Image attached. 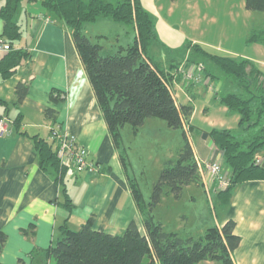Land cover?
I'll list each match as a JSON object with an SVG mask.
<instances>
[{
  "label": "crops",
  "instance_id": "1",
  "mask_svg": "<svg viewBox=\"0 0 264 264\" xmlns=\"http://www.w3.org/2000/svg\"><path fill=\"white\" fill-rule=\"evenodd\" d=\"M161 1L140 0L144 9L157 17L158 41L151 50L154 58V49L160 44L184 46L186 41L185 34L176 28L172 29L161 18L166 11ZM244 2H233L230 13L235 14L237 10V16L247 30L252 31L264 25V13L246 10ZM38 3L23 1L15 17L21 27V36L12 47L26 51L28 58L11 78L0 80V117L8 119L10 131L0 137V231L6 237L0 251V264H45L46 261L49 264L52 260L46 259L44 251L59 239L60 226L64 223L71 230H78L87 219L93 218L95 230L120 235L127 224L134 221L139 231L144 233L142 217L129 188V175L120 158V149L114 146L109 136L71 32L62 20L48 14ZM2 5L3 0H0V7ZM248 14L251 15L246 21ZM2 26L0 19V33ZM128 44L129 41H126L125 46H120L126 47ZM186 51L188 57L194 56L190 54L191 51ZM223 52L226 54V51ZM2 55L0 52V58ZM171 59L175 58L167 56L157 61L168 63ZM246 59L264 72L263 59L250 56H246ZM213 73L219 76L216 70ZM207 80V86L184 82L181 75L173 77L172 81L175 101L183 105L191 104L194 108L183 127L196 160L201 162L220 158L207 131L211 128L233 129L237 125V117L224 107L220 112L223 119L220 124L213 121L192 124L198 109L194 106L196 103L201 104L202 114L207 115L210 104L219 103L221 93L232 88L231 84L228 89H223L224 84L215 85L218 80L210 75ZM18 83L27 84L28 90L21 104L14 106L12 102ZM212 85L213 88L208 90ZM206 97V100L203 99ZM46 110H51L52 115H47ZM18 113L21 115V123L16 127L13 120ZM159 120L147 119L135 133L130 126L125 125L121 129V145L131 150L134 144L137 146L146 137L152 140L149 143L157 144L158 134L170 130L165 122ZM54 125L74 135L86 149L88 159L99 165L102 172L90 175L68 167L62 184L55 181L52 175L43 172L38 165L32 137L36 135L50 141L49 131ZM176 141L179 146L177 155L183 141L179 137ZM222 172L229 174V169L222 166ZM207 180L211 197L216 195L218 200L219 190L215 182L209 178ZM192 185L205 191L203 181L189 186ZM63 187L73 205L70 210L63 204ZM219 202L223 203L219 221L206 223L198 230L199 234L195 235H202L207 227L220 228L226 221L232 220L233 233L240 237L238 247L231 254L232 263L264 264V181L245 182L233 190L227 202ZM158 221L166 230L163 220ZM168 232L180 233L176 229ZM185 235L196 237L191 236V233ZM199 264L221 263L202 261Z\"/></svg>",
  "mask_w": 264,
  "mask_h": 264
},
{
  "label": "trees",
  "instance_id": "2",
  "mask_svg": "<svg viewBox=\"0 0 264 264\" xmlns=\"http://www.w3.org/2000/svg\"><path fill=\"white\" fill-rule=\"evenodd\" d=\"M23 1L39 2L48 14L62 20L70 30L109 136L120 149L126 170L125 152L121 150V129L125 125L135 133L147 119L157 118L170 129L181 130L183 136L176 159L164 162L148 202L144 201L135 180L128 177L132 198L142 217L143 234L134 221H130L120 235L95 230L93 218L87 219L78 230H71L64 223L60 226L59 239L44 251L46 259L50 258L53 264H199L202 261L233 264L231 254L238 247L240 237L233 233L232 220L220 228L208 227L196 238H182L164 230L162 223L154 219V209L161 203L166 189L177 200L185 187L200 184L201 176L183 127L194 108L191 104L175 101L172 84L173 77H182L181 69L189 63L186 61L184 65L176 59L161 63L154 58L151 50L158 38L152 16L140 0H3L0 35L11 50L0 58L2 81L11 78L28 58L26 51L12 47L21 36V27L15 17ZM244 7L248 11L264 13V0H245ZM100 18L126 25L128 32H132L131 44L104 53L102 46L92 43L84 29ZM246 41L264 44V25L252 30ZM187 47L194 54L191 63L200 69L203 80L209 75L221 79L204 64L207 60L217 65L223 72V79L232 85L231 90L221 93L218 99L227 112L237 117V125L233 129L211 128L207 131L220 153L222 166L229 169L228 186L217 193L220 200L227 202L237 186L248 181H264V72L246 58L211 54L198 44ZM27 90L25 83L16 85L14 106L21 104ZM52 97L56 99L53 94ZM46 114L52 115V111L46 110ZM20 123L18 113L13 124L18 127ZM32 140L40 169L62 184L64 172L71 166L59 162L53 141L36 135ZM256 156L262 158L260 163H256ZM62 195L64 206L70 210L73 205L64 187ZM5 239V234L0 231V251Z\"/></svg>",
  "mask_w": 264,
  "mask_h": 264
},
{
  "label": "rangeland",
  "instance_id": "3",
  "mask_svg": "<svg viewBox=\"0 0 264 264\" xmlns=\"http://www.w3.org/2000/svg\"><path fill=\"white\" fill-rule=\"evenodd\" d=\"M161 2L166 10L162 13L161 18L172 29L176 28L177 31L185 34L186 41L184 46L182 44L175 47L160 44L158 48L155 47L153 53L156 60L170 56L179 62L188 61L189 64L184 62L186 64L185 68L193 67L195 65L191 63L192 58L186 54L188 44H198L207 52L215 55L237 56L239 58L240 56L243 58L250 56L264 60V46L260 43H248L246 40L251 29L247 30L245 28L244 23L240 20L241 18L237 16V10L234 11L235 14L230 13L231 4L238 2V0H162ZM149 14L152 16L157 34V17L150 12ZM250 15H247L246 21ZM128 30L129 28L123 23L113 22L108 18H100L94 23L87 24L84 32L92 43L102 46L105 53L116 51L120 45L125 46L126 41L131 44L132 35ZM223 51H226V54ZM228 52H231V54ZM190 54H193L192 51ZM204 64L210 67L213 72L216 70V73L222 79L224 78L223 72L217 65L207 60L204 61ZM222 79H219L215 85L224 84L223 89H228L230 82ZM208 83L206 79L201 84L207 86ZM212 88L213 85L208 90ZM207 97L203 99L206 100ZM196 104L194 106H197L198 109L196 110L197 113L194 114L193 125L206 124L210 121L220 124L223 121L220 116L223 106L220 103H211L207 115L202 114L201 104ZM158 136L157 144L149 143L152 140L146 137L145 141L142 139V142L139 141L137 146L134 144L131 150L124 149L121 145V150L125 152L128 175L138 184L146 202L150 199L153 184L157 181L164 162L176 159V151L179 147L176 144V139L179 137L183 141L181 130H166L165 134L161 133ZM226 175L229 177V174ZM204 176H207V173ZM211 182L213 181L211 180ZM218 200L220 201V199ZM218 200L216 195L211 197L210 191L207 194L202 188L193 185L185 187L181 198L177 200L166 189L161 203L153 212V216L155 220H163L167 231L176 229L180 232L178 234L182 238L188 237L185 235L186 233L198 237L200 235L195 234H199L198 230L203 228L206 223L219 221L223 203ZM49 264H53V261Z\"/></svg>",
  "mask_w": 264,
  "mask_h": 264
},
{
  "label": "built area",
  "instance_id": "4",
  "mask_svg": "<svg viewBox=\"0 0 264 264\" xmlns=\"http://www.w3.org/2000/svg\"><path fill=\"white\" fill-rule=\"evenodd\" d=\"M10 50V45L0 35V52L6 53ZM181 73L184 81L195 84L202 81L200 69L196 66L190 68L183 67ZM8 124L9 121L6 117H0V137L7 135L10 132ZM48 138L55 143L56 156L61 164L69 165L77 172H86L90 175H96L102 172L99 165L88 160V155L84 146L80 145L76 137L70 134L67 130L59 125H54V127L50 128ZM196 161L198 163L201 181H204L205 179L203 184L207 194L209 193L208 178L215 182L218 190H224L227 188L229 177L222 172L221 157L206 162ZM261 161L262 158L256 156V163H260ZM206 173L207 176H204Z\"/></svg>",
  "mask_w": 264,
  "mask_h": 264
},
{
  "label": "water",
  "instance_id": "5",
  "mask_svg": "<svg viewBox=\"0 0 264 264\" xmlns=\"http://www.w3.org/2000/svg\"><path fill=\"white\" fill-rule=\"evenodd\" d=\"M263 166H264V162H263Z\"/></svg>",
  "mask_w": 264,
  "mask_h": 264
}]
</instances>
